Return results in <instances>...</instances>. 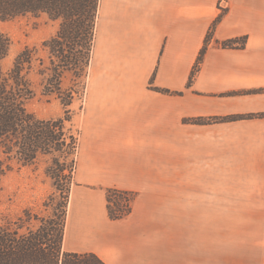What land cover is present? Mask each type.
<instances>
[{
  "label": "crops",
  "instance_id": "1",
  "mask_svg": "<svg viewBox=\"0 0 264 264\" xmlns=\"http://www.w3.org/2000/svg\"><path fill=\"white\" fill-rule=\"evenodd\" d=\"M100 9L63 249L106 264H263L264 0ZM109 188L134 193L120 218Z\"/></svg>",
  "mask_w": 264,
  "mask_h": 264
},
{
  "label": "trees",
  "instance_id": "2",
  "mask_svg": "<svg viewBox=\"0 0 264 264\" xmlns=\"http://www.w3.org/2000/svg\"><path fill=\"white\" fill-rule=\"evenodd\" d=\"M98 5L99 0H0V20L45 14L59 23L56 33L42 43L47 53L46 64L40 60L44 65V94L57 93L66 72H73L76 78L85 73L93 47ZM219 19L220 16L214 20L212 29ZM236 41L229 39L222 45L231 46ZM239 41L244 46L245 37ZM9 47L8 36L0 31V178L11 169L12 161L29 165L39 156L51 155L56 166L52 177L56 189L61 191L58 183L68 179L72 157L78 147L75 134L66 126L71 119L69 110H65V117L52 119L38 118L28 110L27 103L34 96V90L24 71L31 69L36 48L21 50L12 66L5 70L2 61L8 55ZM205 49L206 45L201 54ZM71 103L69 99L64 105ZM193 121L201 123L204 120ZM133 196L130 191L107 189L109 216L115 219L126 215ZM60 197L62 201H57V213L41 216L25 208L16 218L0 220V264H106L95 253L63 249L68 197Z\"/></svg>",
  "mask_w": 264,
  "mask_h": 264
},
{
  "label": "rangeland",
  "instance_id": "3",
  "mask_svg": "<svg viewBox=\"0 0 264 264\" xmlns=\"http://www.w3.org/2000/svg\"><path fill=\"white\" fill-rule=\"evenodd\" d=\"M100 15L99 0L96 23ZM58 27V21L50 19L45 14H27L0 20V31L5 33L10 40L9 52L3 59L2 66L5 70L9 69L21 50L26 47H35L36 52L31 69L24 71L34 90V96L28 101L27 108L41 119L65 117V110L68 109L71 119L66 122V126L79 140V115L89 89L90 78L94 74V50L92 47L89 64L81 78H76L73 72L68 71L62 77L60 90L57 93L44 94L42 87L44 65L40 64V60L46 64L47 53L42 43L52 37ZM69 99L72 103L65 106L64 102ZM77 151L78 147L72 157L74 164L72 163L68 179L63 182H56L61 191L56 189L54 177H52V172L56 166L52 163L51 155L39 156L34 164L29 165H20L12 161L11 169L0 178V220L2 218L6 220L16 218L25 208H29L41 216L57 213V201H62L60 196L64 198L69 196ZM59 159L63 160L60 156ZM53 196L56 198L55 200L54 198L51 199ZM116 198L113 200L115 201Z\"/></svg>",
  "mask_w": 264,
  "mask_h": 264
}]
</instances>
